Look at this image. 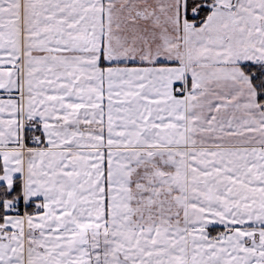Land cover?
Masks as SVG:
<instances>
[{
	"label": "snow or ice",
	"instance_id": "6c2138e0",
	"mask_svg": "<svg viewBox=\"0 0 264 264\" xmlns=\"http://www.w3.org/2000/svg\"><path fill=\"white\" fill-rule=\"evenodd\" d=\"M0 264H264V0H0Z\"/></svg>",
	"mask_w": 264,
	"mask_h": 264
}]
</instances>
